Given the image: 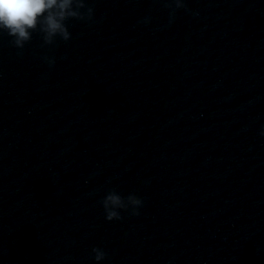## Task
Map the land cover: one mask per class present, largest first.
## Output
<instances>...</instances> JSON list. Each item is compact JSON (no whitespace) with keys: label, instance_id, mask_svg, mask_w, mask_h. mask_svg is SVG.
Returning a JSON list of instances; mask_svg holds the SVG:
<instances>
[{"label":"water","instance_id":"95a60500","mask_svg":"<svg viewBox=\"0 0 264 264\" xmlns=\"http://www.w3.org/2000/svg\"><path fill=\"white\" fill-rule=\"evenodd\" d=\"M88 3L0 33V264H264V0Z\"/></svg>","mask_w":264,"mask_h":264},{"label":"clouds","instance_id":"9594fccd","mask_svg":"<svg viewBox=\"0 0 264 264\" xmlns=\"http://www.w3.org/2000/svg\"><path fill=\"white\" fill-rule=\"evenodd\" d=\"M169 8L168 23L175 16V9L186 8L185 0H165ZM198 15V13H191ZM94 7L88 0H0V33H6L12 38V45L22 50L32 38L35 31L42 34L43 44L52 45L57 38L67 42L71 39L69 20L85 22L94 21ZM143 23H149L146 17ZM43 59L51 67L55 64L54 57L45 56ZM264 136V126L260 129ZM102 205L106 219L122 218V209L130 215H139L143 200L134 192L122 193L115 187L110 188L102 197ZM90 255L100 261L106 255V249L93 246Z\"/></svg>","mask_w":264,"mask_h":264}]
</instances>
